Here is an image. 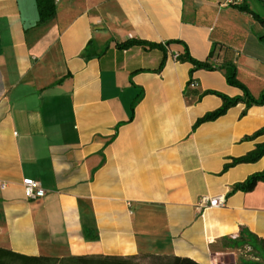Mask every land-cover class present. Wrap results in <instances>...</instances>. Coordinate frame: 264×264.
Returning a JSON list of instances; mask_svg holds the SVG:
<instances>
[{
    "label": "crops",
    "instance_id": "1",
    "mask_svg": "<svg viewBox=\"0 0 264 264\" xmlns=\"http://www.w3.org/2000/svg\"><path fill=\"white\" fill-rule=\"evenodd\" d=\"M264 20V0H246ZM241 0H55L37 27L34 0H0V249L27 257L169 256L218 264L241 228L264 245V184L232 187L264 170L225 164L264 143V105H237L194 123L241 91L221 71L117 44L178 40L190 56L231 61L254 97L264 90L263 28ZM90 56L87 57L86 55ZM148 70L146 72H132ZM61 83H58L60 82ZM141 101L131 113L135 97ZM132 116V118H131ZM45 195L28 201L22 181ZM4 185V187H2ZM224 196L200 212L201 196Z\"/></svg>",
    "mask_w": 264,
    "mask_h": 264
},
{
    "label": "trees",
    "instance_id": "2",
    "mask_svg": "<svg viewBox=\"0 0 264 264\" xmlns=\"http://www.w3.org/2000/svg\"><path fill=\"white\" fill-rule=\"evenodd\" d=\"M38 22L37 27L44 26L50 22L56 15L55 0H34ZM235 10L240 13H244L252 17L253 20L258 22L263 28V35L261 41L264 44V20L257 14L253 13L249 8L246 0H241V4L232 5ZM171 44H179L183 46V53L176 57V61L180 63H189L192 65V70L190 74L198 70L205 71H221L224 75L226 83L234 88L241 91L242 95L240 97L229 98L224 95L215 92H206L205 94L215 95L219 97L222 101L221 106L212 112L206 113L201 118H199L193 125L192 131L194 132L200 125L213 122L224 116L228 110L237 106L244 105V110L241 116H245L246 112L252 107H259L264 105V90L258 95V97L252 96L249 90L238 80L237 69L231 61H224L219 65H214L211 60L214 55V50L216 46H213L208 57L204 61L194 60L189 52L187 46L178 40L167 41L165 44L152 43L140 39H129L123 43L117 44L118 50H129L131 48H141L144 51L152 52L157 51L161 55L160 63L154 72L159 73L165 66L167 59V47ZM87 57L90 55L87 54ZM148 70H138L132 72L131 75L137 72H146ZM58 83H61L58 82ZM143 93L138 94L131 104V113H133L136 105L141 101ZM132 118V116H131ZM264 136V127L255 132L253 135L243 138L244 141H254L256 138ZM264 156V143L255 145L254 149L247 153L246 155L232 159L230 163L225 164L223 171H227L239 164H253L258 162ZM264 184V170L249 176L244 182L235 184L231 193L242 192L249 193L254 190L257 184ZM243 237L238 239H232L236 242V247L247 246L253 251L258 258H260L264 263V245L261 240L256 236L251 235L246 229L241 228L239 230ZM142 259L153 260V264H198L189 259H183L178 257L169 256H143L141 258L131 257V258H118V257H102V256H91V257H67V258H53V257H27L23 255H18L7 250L0 249V264H141Z\"/></svg>",
    "mask_w": 264,
    "mask_h": 264
},
{
    "label": "built area",
    "instance_id": "3",
    "mask_svg": "<svg viewBox=\"0 0 264 264\" xmlns=\"http://www.w3.org/2000/svg\"><path fill=\"white\" fill-rule=\"evenodd\" d=\"M23 194L28 201H37L44 197L45 193L41 189L39 182L32 179H24L22 181ZM4 187V185L2 186ZM226 205L224 196H201L196 202V209L200 212H204L208 209H221ZM243 237L242 234L238 233L233 239Z\"/></svg>",
    "mask_w": 264,
    "mask_h": 264
},
{
    "label": "rangeland",
    "instance_id": "4",
    "mask_svg": "<svg viewBox=\"0 0 264 264\" xmlns=\"http://www.w3.org/2000/svg\"><path fill=\"white\" fill-rule=\"evenodd\" d=\"M226 246L231 249L227 256H223L218 264H264L263 261L256 256L247 246L236 247V242L229 239ZM141 264H153L150 259H142Z\"/></svg>",
    "mask_w": 264,
    "mask_h": 264
}]
</instances>
